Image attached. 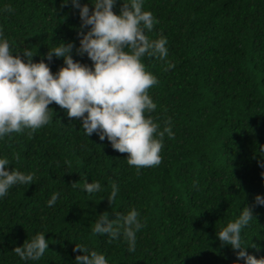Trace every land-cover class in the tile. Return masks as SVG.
<instances>
[{
    "label": "trees",
    "instance_id": "1",
    "mask_svg": "<svg viewBox=\"0 0 264 264\" xmlns=\"http://www.w3.org/2000/svg\"><path fill=\"white\" fill-rule=\"evenodd\" d=\"M4 5L12 9L0 11L10 51H36L31 59L37 61L57 40L78 44L80 18L70 4L0 0ZM142 7L157 21L145 30L149 39L167 38L164 60L141 58L157 77L147 89L156 108L145 115L161 130L168 122L173 132L163 137L160 162L137 171L126 152L95 132L87 137L79 117L51 102L47 124L0 139L6 167L34 177L0 197V264H76L78 243L102 252L108 264H231L242 258L216 231L243 205L254 217L241 242L254 256L264 255V206L254 202L255 194L264 195V0H144ZM119 9L116 0L112 10ZM71 54L91 66L86 55ZM165 60L174 65L166 71ZM45 62L55 72L63 58ZM85 179L101 189L87 193ZM113 182L118 192L109 202ZM53 192L58 198L48 206ZM133 207L143 223L135 251L122 237L92 232L102 213L115 219ZM42 231L48 244L39 259L21 260L11 250Z\"/></svg>",
    "mask_w": 264,
    "mask_h": 264
},
{
    "label": "clouds",
    "instance_id": "2",
    "mask_svg": "<svg viewBox=\"0 0 264 264\" xmlns=\"http://www.w3.org/2000/svg\"><path fill=\"white\" fill-rule=\"evenodd\" d=\"M60 2L78 9V44L57 40V45L43 54L45 59L33 61L36 51H10L9 41L0 30V139L12 132L25 128L34 131L47 124L53 114L49 104L54 101L66 110L68 117L80 118L79 127L87 137L95 132L101 140L106 137L113 149L126 152L127 163L135 165L137 171L143 166L158 164L163 137L165 133L170 137L173 132L168 122L161 130L151 116L145 115L156 108L147 89L157 83V77L145 69L141 60L146 55L164 60L168 55L166 37L149 39L145 33L153 28L156 18L142 7L144 0H120L119 12L112 10L116 0ZM11 10L10 5L0 9ZM73 50L77 56L86 55L92 61L91 66L73 59ZM53 56L63 58V64L55 72L45 62ZM165 63V71L174 66L170 61ZM260 147L264 150V145ZM260 155L264 156V151ZM9 162L6 156H0V197L12 185H28L34 179L31 172L24 173L13 167L9 170L6 167ZM259 163L264 177V161ZM100 189L99 181L85 179L84 191L93 193ZM117 192L118 186L113 182L106 196L109 202L116 198ZM57 198L58 193L53 192L46 204L53 205ZM254 202L264 206V195L255 194ZM115 217L102 213L92 232L107 233L112 239L122 237L128 251H135L136 233L143 227L138 210L133 207L126 214L115 213ZM253 217L251 208L243 205L234 219L216 231L221 243L230 245L235 256L242 258L231 264H264V255L254 256L241 242V230ZM47 244L42 231L11 250L21 260H36L44 254ZM77 249L76 264H108L102 252L82 243L74 244L73 251Z\"/></svg>",
    "mask_w": 264,
    "mask_h": 264
}]
</instances>
